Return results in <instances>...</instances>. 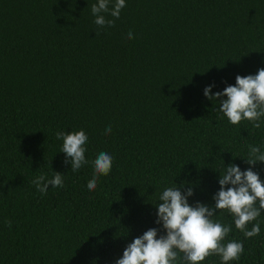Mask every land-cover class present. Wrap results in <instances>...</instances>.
<instances>
[{
  "label": "trees",
  "instance_id": "obj_1",
  "mask_svg": "<svg viewBox=\"0 0 264 264\" xmlns=\"http://www.w3.org/2000/svg\"><path fill=\"white\" fill-rule=\"evenodd\" d=\"M96 3L0 0V264H116L149 228L166 234V188L214 207L228 164L264 181V162L245 161L250 145L264 152V116L231 124L204 95L264 68V0H125L119 19L103 13L111 27L95 24ZM81 129L87 163L73 172L56 133ZM101 152L111 171L89 191ZM56 172L63 187L40 193L36 177ZM211 219L231 226L223 244L243 243L228 264H264V210L251 238L227 210Z\"/></svg>",
  "mask_w": 264,
  "mask_h": 264
},
{
  "label": "clouds",
  "instance_id": "obj_2",
  "mask_svg": "<svg viewBox=\"0 0 264 264\" xmlns=\"http://www.w3.org/2000/svg\"><path fill=\"white\" fill-rule=\"evenodd\" d=\"M109 3L110 0H98V3L92 5L91 11L96 25L114 26L115 20L106 19L103 13L119 19L121 9L126 6L125 0H115L111 9ZM128 38H134L132 32L128 33ZM212 87L213 85L205 87L204 95L212 101H219L218 111L231 124H239L246 119L254 122V128L261 126L257 121L264 116V68H260L254 75H237L235 85H228L222 92L212 93ZM222 97L226 99H221ZM105 132L110 134L111 127L106 128ZM56 138L63 140L61 151L65 153V162H70L73 172L87 163L85 145L88 136L83 129L67 133L58 131ZM112 160L113 157L106 152H101L94 160L93 179L87 184L89 191L96 188L100 175L109 174ZM245 161L252 166L257 162H264V152L259 147L250 145ZM218 182L220 189L213 196L214 207L201 202H197L195 206L190 205L187 197L193 195L191 187L186 193H182L177 186L166 188L156 203V223L162 225L166 234L157 238L158 229L149 228L126 246L116 264H176L178 253H183L189 264H200L210 255H219L223 264L238 260L244 252L243 243L230 241L223 244L222 241L231 231V226L214 222L211 217L217 210H227L234 217L235 227L246 238L258 236L259 223L254 224L251 230H248V225L264 210V181L252 167L242 171L238 165L230 163L223 174L220 173ZM33 183L40 193L46 194L49 186L63 187V177L59 172L50 179L40 175ZM7 223L11 228V221Z\"/></svg>",
  "mask_w": 264,
  "mask_h": 264
}]
</instances>
